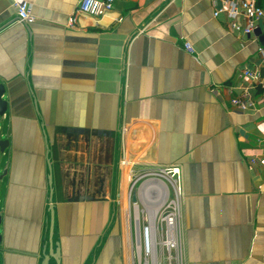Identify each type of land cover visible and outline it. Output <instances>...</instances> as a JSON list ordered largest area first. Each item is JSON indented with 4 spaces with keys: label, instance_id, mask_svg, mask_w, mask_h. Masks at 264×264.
<instances>
[{
    "label": "crops",
    "instance_id": "0c3cea01",
    "mask_svg": "<svg viewBox=\"0 0 264 264\" xmlns=\"http://www.w3.org/2000/svg\"><path fill=\"white\" fill-rule=\"evenodd\" d=\"M27 1L29 25L0 0V264H41L51 189L61 264H128L124 156L181 166L186 264H264V105H230L263 91L243 70L264 72V21L250 36L215 16L226 0H116L69 26L81 0Z\"/></svg>",
    "mask_w": 264,
    "mask_h": 264
},
{
    "label": "built area",
    "instance_id": "2783aa9c",
    "mask_svg": "<svg viewBox=\"0 0 264 264\" xmlns=\"http://www.w3.org/2000/svg\"><path fill=\"white\" fill-rule=\"evenodd\" d=\"M115 2L116 0H81L69 20V26L75 25L79 15L94 18L104 16L114 8ZM13 6L20 22L25 25L35 22L33 5L29 1L13 0ZM225 10L231 17V27L246 35H253L259 28V24L264 21V8L258 5L256 0H243L239 4L226 0L225 6L215 12V16ZM184 45L189 53L195 52L190 42H186ZM257 53L264 61V46L260 45ZM243 75L251 79L255 87L263 88L256 98L245 92L230 100L231 107L246 112L254 110L258 104L264 105V72L260 68L251 66L243 70ZM119 164L128 173L129 201L132 199L134 188L142 178L146 177L147 180L141 186L148 185L149 182L155 180L160 183L148 186L152 203L156 208L158 207V210L153 224L150 218L147 227L142 232L140 231V222L138 228L136 227L135 242L133 246H129V250L131 248L132 251L130 264H186L182 249L181 222L185 188L181 166H158L146 171H139L135 169L136 161L125 156ZM158 195L161 196L159 201H157ZM148 228L153 230L151 242L148 238Z\"/></svg>",
    "mask_w": 264,
    "mask_h": 264
},
{
    "label": "rangeland",
    "instance_id": "374dc122",
    "mask_svg": "<svg viewBox=\"0 0 264 264\" xmlns=\"http://www.w3.org/2000/svg\"><path fill=\"white\" fill-rule=\"evenodd\" d=\"M143 169V168H142ZM141 171H146L145 169ZM128 175V173H127ZM147 178H142L137 186L134 188L132 193V199L129 201L128 199V183L125 190V221L129 223H126L124 225V245L122 246V253H124V256L128 260L130 264V257H131V248L129 250V246H133L136 238V232H137V226L140 222V231L142 232L145 227H147L149 219H150V213L154 209V203H152V197L150 194V188L147 184L141 186L144 181H146ZM136 199V201H134ZM139 214V221L136 220L137 216ZM129 217V219H128ZM119 234L121 236V239L123 238V231H119ZM123 244V242H122ZM134 253V252H133ZM125 264V262H124Z\"/></svg>",
    "mask_w": 264,
    "mask_h": 264
},
{
    "label": "water",
    "instance_id": "95a60500",
    "mask_svg": "<svg viewBox=\"0 0 264 264\" xmlns=\"http://www.w3.org/2000/svg\"><path fill=\"white\" fill-rule=\"evenodd\" d=\"M259 41L260 44L264 46V32L260 34ZM3 94H4V87L0 86V115H3L8 107L7 102L3 100ZM0 146H2V144ZM50 184H51V177H50ZM52 195H53V190L51 189V204H50L51 219L48 228V232H49L48 239L45 240V243L42 246L41 253L35 254L37 256L42 257L41 264H51V260H54L55 264H61L62 256H61L60 243L54 240L55 212H54V205L52 203ZM0 223H1V217H0ZM136 226L138 228V224H136Z\"/></svg>",
    "mask_w": 264,
    "mask_h": 264
},
{
    "label": "bare ground",
    "instance_id": "6f19581e",
    "mask_svg": "<svg viewBox=\"0 0 264 264\" xmlns=\"http://www.w3.org/2000/svg\"><path fill=\"white\" fill-rule=\"evenodd\" d=\"M159 185L160 183H159V181H157V180H155V181H151V182H149V184H148V186H152V185ZM161 196L160 195H158V197H157V201H159V198H160ZM156 200V199H155ZM154 200V201H155ZM154 206H155V204H154ZM157 210H158V207L156 208V206L154 207V209H153V211L150 213V218H151V223L153 224V220L155 219V217H156V214H157ZM136 216H137V221L139 220V214L137 215L136 214ZM152 236H153V230L152 229H150V228H148V238H149V242H151L152 241Z\"/></svg>",
    "mask_w": 264,
    "mask_h": 264
},
{
    "label": "trees",
    "instance_id": "16d2710c",
    "mask_svg": "<svg viewBox=\"0 0 264 264\" xmlns=\"http://www.w3.org/2000/svg\"><path fill=\"white\" fill-rule=\"evenodd\" d=\"M259 5V4H258Z\"/></svg>",
    "mask_w": 264,
    "mask_h": 264
}]
</instances>
